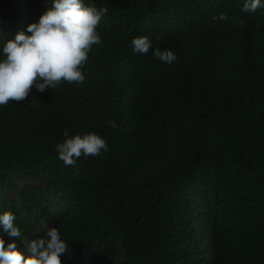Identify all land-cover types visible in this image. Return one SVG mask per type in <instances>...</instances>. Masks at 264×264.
<instances>
[{"label": "trees", "instance_id": "1", "mask_svg": "<svg viewBox=\"0 0 264 264\" xmlns=\"http://www.w3.org/2000/svg\"><path fill=\"white\" fill-rule=\"evenodd\" d=\"M83 2L108 10L83 83L33 86L0 106V214L13 212L22 234L0 224L5 247L27 256L57 227L69 244L62 264H264V8ZM51 3L0 0V58ZM141 36L146 55L131 44ZM156 47L178 59H154ZM65 128L95 132L108 151L65 166Z\"/></svg>", "mask_w": 264, "mask_h": 264}, {"label": "clouds", "instance_id": "2", "mask_svg": "<svg viewBox=\"0 0 264 264\" xmlns=\"http://www.w3.org/2000/svg\"><path fill=\"white\" fill-rule=\"evenodd\" d=\"M264 8V0H245L242 11L255 12ZM107 8L85 4L83 0H52L39 19L27 26V33L19 31L14 39L2 47L0 58V106L25 101L33 86L41 93L49 88L57 90L63 83L81 84L85 80L83 68L94 45L101 43L98 27ZM226 20V13L212 19ZM133 51L146 55L153 47L147 36L131 41ZM153 58L161 62L176 61L172 50L156 47ZM113 129L114 121H106ZM63 135L69 137V130ZM58 158L65 166H74L83 156H100L108 151L106 140L95 132L74 135L57 144ZM11 211L0 214V224L11 237H21V230ZM29 255L17 249L15 242L7 244L0 238V264H62L61 256L69 252V244L61 239L57 227L48 228L27 244Z\"/></svg>", "mask_w": 264, "mask_h": 264}]
</instances>
